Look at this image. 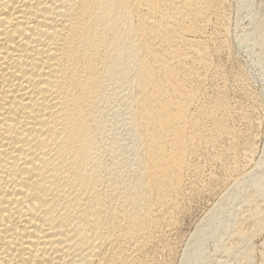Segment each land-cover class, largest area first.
Here are the masks:
<instances>
[{
	"label": "bare ground",
	"instance_id": "6f19581e",
	"mask_svg": "<svg viewBox=\"0 0 264 264\" xmlns=\"http://www.w3.org/2000/svg\"><path fill=\"white\" fill-rule=\"evenodd\" d=\"M228 6L0 0V264H170L194 206L242 182L243 213L214 206L180 264L219 232L218 264H250L264 174L220 62Z\"/></svg>",
	"mask_w": 264,
	"mask_h": 264
},
{
	"label": "rangeland",
	"instance_id": "374dc122",
	"mask_svg": "<svg viewBox=\"0 0 264 264\" xmlns=\"http://www.w3.org/2000/svg\"><path fill=\"white\" fill-rule=\"evenodd\" d=\"M228 7L227 26L229 27L230 36V57L221 58L220 62H222L224 74L227 76L230 101L237 106L250 109L249 112L253 116L252 119L257 121L252 141L255 148V161L259 162L257 160L261 159L260 161L263 163L261 173L264 174V0H229ZM255 29L261 33L255 31ZM238 71H242L248 79V87L250 89H248L247 95L232 82L233 76ZM245 184V182H242V185ZM242 185L238 183L237 185L231 184L228 187L219 186L220 188L218 187L219 189L215 190L212 194L213 196L209 197L210 199L201 200L194 206L188 217L183 220L180 230L177 231L178 233L176 232L175 234L174 245L177 248V252L175 251L176 253L170 264L181 263L184 249L187 248L185 246H187L192 233L211 209L219 208L220 218L228 219L229 223L233 222L234 218L243 210L241 208L242 200L237 196L241 197L249 189H245V186L243 187ZM249 190L248 193H250ZM261 204L264 207V200L261 201ZM262 215L261 220L262 225H264V208ZM213 225L210 227L217 229V225ZM206 228L209 227L207 226ZM262 234L264 233L261 232L260 235L257 234L251 238L252 256L250 264H264V235ZM229 242V235L222 236L220 232L216 236L209 235L199 249L204 259L200 264H218L221 260H225L226 255L222 250ZM196 255L199 257L198 253ZM228 260L231 261L232 259L229 257ZM232 261L230 263L234 264Z\"/></svg>",
	"mask_w": 264,
	"mask_h": 264
}]
</instances>
